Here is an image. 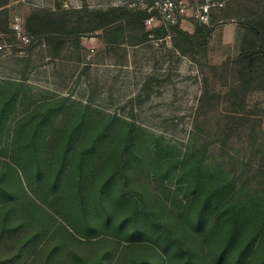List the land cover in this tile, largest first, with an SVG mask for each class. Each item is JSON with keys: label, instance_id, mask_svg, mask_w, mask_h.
Segmentation results:
<instances>
[{"label": "rangeland", "instance_id": "obj_1", "mask_svg": "<svg viewBox=\"0 0 264 264\" xmlns=\"http://www.w3.org/2000/svg\"><path fill=\"white\" fill-rule=\"evenodd\" d=\"M154 1L10 0L16 38L0 36V106L12 81L25 84L0 124V264H264L259 209L231 241V193L210 197L241 162L251 174L259 166L264 62L243 93L234 60L253 38L237 22L257 21L263 0H185L224 4L212 9L205 50L185 56L173 55L171 37L116 51L84 37L56 60L24 38L38 7ZM184 19L194 33L192 12ZM106 121L103 141L86 148Z\"/></svg>", "mask_w": 264, "mask_h": 264}, {"label": "trees", "instance_id": "obj_2", "mask_svg": "<svg viewBox=\"0 0 264 264\" xmlns=\"http://www.w3.org/2000/svg\"><path fill=\"white\" fill-rule=\"evenodd\" d=\"M9 5L10 0H0V36L7 37L9 44H12L16 32L10 28ZM151 5H141L137 8L127 5L103 8L88 5L66 7L58 3L52 8L38 7L26 17L24 38L31 44L43 48L48 57L56 60L66 51H80L83 48L84 37L101 38L107 51H116L121 46L140 47L153 41H164L167 37L172 38L173 55L185 56L198 47L205 50L215 26L212 25V20L210 24L198 22L200 25L196 26L194 33L184 30L179 25L149 26L146 21L151 16V12L148 11ZM75 14L80 16L77 18ZM74 17L77 18L75 22H73ZM237 24L245 30L247 36L253 37L250 40V47L243 48L234 60L238 66L237 88L247 93L253 89L255 81L258 80L259 63L264 62V11L255 22L239 21ZM12 82L16 87L0 106V124L11 114L14 100L18 97L21 86L25 84L24 80ZM209 96L206 93L205 98H211ZM42 106L47 112L53 111L56 107L54 104ZM90 107V104L85 106L86 110ZM110 124V121H106L100 126L101 132L87 141L86 148L91 150L97 147L105 138ZM134 125L135 123L131 122L133 128L125 138L126 148L136 141ZM70 147L67 142L66 149ZM254 157L259 158V166L252 174L249 172V165L241 162L244 169L241 172L234 169L231 179L228 177L226 181L219 182L210 194V197L220 199L223 195L231 193L225 211L230 221L231 241L237 238L242 216H247V219L255 218L257 209L260 211L258 224L264 227V139L259 151L254 153ZM254 183L255 185L252 186Z\"/></svg>", "mask_w": 264, "mask_h": 264}, {"label": "built area", "instance_id": "obj_3", "mask_svg": "<svg viewBox=\"0 0 264 264\" xmlns=\"http://www.w3.org/2000/svg\"><path fill=\"white\" fill-rule=\"evenodd\" d=\"M223 3H211L210 1L189 6L185 0H155L148 7L151 16L146 23L149 26H174L179 25L181 28L185 16L192 12L193 17L201 24H210L212 9L223 6ZM184 29V28H183Z\"/></svg>", "mask_w": 264, "mask_h": 264}]
</instances>
